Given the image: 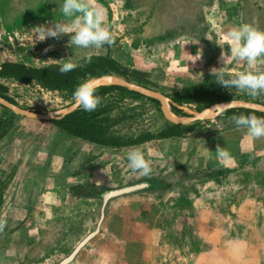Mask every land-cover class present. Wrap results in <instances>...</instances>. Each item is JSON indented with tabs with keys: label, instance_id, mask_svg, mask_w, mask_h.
<instances>
[{
	"label": "rangeland",
	"instance_id": "obj_1",
	"mask_svg": "<svg viewBox=\"0 0 264 264\" xmlns=\"http://www.w3.org/2000/svg\"><path fill=\"white\" fill-rule=\"evenodd\" d=\"M62 2L0 0V64L84 65L88 53L92 60L108 55L125 67V79L168 95L214 79L210 70L223 66L222 52L230 54L225 37L231 28L247 22L264 30V0H97L114 35L111 46L74 49L68 36L37 42L33 27L64 19ZM246 70L236 60L225 66L230 74ZM15 84L6 94L31 111H60L74 102L61 91ZM132 91L111 89L104 96L115 120L112 135L130 138L174 124L158 101ZM221 91L226 100L264 103V95ZM174 105L182 114L170 110L180 118L208 107ZM0 118L10 127L0 139V264H60L96 230L102 199L75 196L70 186L97 195L148 178L171 187L109 199L99 232L64 264H264V138L250 137L229 118L210 112L182 136L117 148L69 136L50 121L48 141L30 126L23 136L28 117L1 106ZM217 145L227 159L218 157ZM132 150L151 162L150 177L129 168Z\"/></svg>",
	"mask_w": 264,
	"mask_h": 264
},
{
	"label": "clouds",
	"instance_id": "obj_2",
	"mask_svg": "<svg viewBox=\"0 0 264 264\" xmlns=\"http://www.w3.org/2000/svg\"><path fill=\"white\" fill-rule=\"evenodd\" d=\"M64 19L33 27V36L37 42L49 38L61 39L68 36L67 46L81 49H100L114 43V35L106 23L105 9L97 0H63L59 4ZM226 41L230 45V54L221 53L222 67H213L210 74L215 83L229 90L236 89L246 93L252 99L264 95V30L254 23L241 22L226 33ZM210 40V39H209ZM199 43V42H198ZM47 51V49H46ZM86 63H91V53L82 57ZM200 59V57L198 58ZM245 62L247 70L236 74L225 71V66L231 61ZM77 64L67 60L59 66L61 74L75 70ZM75 105L87 112L95 111L101 104L102 98L96 94L93 80H85L74 91ZM230 104L217 105L213 111L223 115L229 110ZM229 119L237 128L247 129V134L254 139L264 138V116L255 114L232 115ZM218 157L227 159L229 153L217 145ZM129 168L142 176L152 174L151 162L145 159L139 150L128 153ZM5 223L0 221V231Z\"/></svg>",
	"mask_w": 264,
	"mask_h": 264
},
{
	"label": "trees",
	"instance_id": "obj_3",
	"mask_svg": "<svg viewBox=\"0 0 264 264\" xmlns=\"http://www.w3.org/2000/svg\"><path fill=\"white\" fill-rule=\"evenodd\" d=\"M65 37L63 38L65 39ZM60 65L61 64L47 65L44 67L35 68L27 66L23 63L3 62L0 64V76L13 77L17 81L23 83H30L32 79H34L50 90L66 91L71 97H73L74 91L80 85L81 80L86 79L87 77L99 76L102 73H112L127 78L125 67L108 55L96 56L91 61V63L77 65L75 70L65 74L60 73ZM124 88L125 87L116 84L98 85L96 87V94L102 98V102L95 111L87 112L77 107L74 111L64 115L59 119H51L48 121H50L56 128L68 134L69 136L79 138L100 146L116 148L138 145L153 139H166L174 136H182L192 126L191 124L184 126L180 124H170L161 128L156 133L147 131L130 138L112 135L110 131L115 124V120L113 117L107 114L109 107L104 103V96L111 89L122 90ZM222 88L223 86L215 83L214 79L204 83L184 85L167 95L170 99L169 107L174 113L180 115L182 114L181 109L176 107L174 103L184 104L190 102H199L204 106H209L211 104L224 101L228 98L222 93ZM7 90V87L0 83V96L10 102L17 104L14 100L8 97L6 94ZM132 92L139 95L138 92ZM151 100L157 102V100L153 98H151ZM0 106L4 110L9 111L8 108L2 105ZM239 114H255L257 116H264L263 112L239 107L229 108L228 111L220 116L229 118L232 115ZM9 128V125H6L5 120L0 118V139L8 132ZM133 185H140V188L130 193L141 190H164L171 187L170 182L156 178L143 179L139 181V183ZM3 186L4 183L0 181V204L2 201ZM90 190H93V188L86 189V187L81 185L70 186V192L73 195L81 197H100L102 202L107 193L116 189L104 190L97 193V195L94 194V191ZM113 197L116 196H112L109 199ZM109 199H107V201H109Z\"/></svg>",
	"mask_w": 264,
	"mask_h": 264
},
{
	"label": "water",
	"instance_id": "obj_4",
	"mask_svg": "<svg viewBox=\"0 0 264 264\" xmlns=\"http://www.w3.org/2000/svg\"><path fill=\"white\" fill-rule=\"evenodd\" d=\"M103 79H109L110 84H116L119 86L129 88L135 92H138L142 95H145L147 97H150V98L157 100L160 104L161 110H162L163 114L165 115V117L169 121L173 122L174 124H185L186 125L189 123H193L195 121L202 119L206 115V112H208V111L214 112L212 109H214L217 105L230 104L232 101H233V104L230 106V108L239 107V108L254 109V110H257V111L264 113V103L257 102V101H251V100H244V99H230V100H225V101H221V102L211 104L210 106L203 108L202 110H200L199 112H197L194 115L184 116L181 118L177 117L179 119H175V118L171 117L172 112L169 108V101H170L169 97L167 95L161 93L160 91L150 89L148 87H145L144 85H140V84H137L135 82L129 81V80L125 79L124 77H121V76H118L115 74H103V75H99V76L91 78V80H93L94 83L99 82ZM95 86H97V85H95ZM0 105L10 109L12 112H14L16 114H19V115H22V116H25L28 118H32V119L47 120V121L51 120V119H59V118L63 117L64 115L74 111L77 108V106L73 102L68 107H66L60 111H49L46 113H42V112H36V111H31L29 109H25V108L13 103V102L8 101L7 99L3 98L2 96H0ZM139 188H140V185H132V186L119 188V189H116V190H113V191L107 193V195L103 198V205H102L101 213H100V221L98 223L96 230L94 232H92L91 234H89L87 237H85L77 245V247L74 249V251L67 258H65L60 264H64V263L69 262L73 258L75 253L80 249V247H82L91 237H93L94 235H96L99 232L100 222L104 216V206L107 202V199H109L112 196H118V195L130 193V192L135 191Z\"/></svg>",
	"mask_w": 264,
	"mask_h": 264
},
{
	"label": "crops",
	"instance_id": "obj_5",
	"mask_svg": "<svg viewBox=\"0 0 264 264\" xmlns=\"http://www.w3.org/2000/svg\"><path fill=\"white\" fill-rule=\"evenodd\" d=\"M4 62H16V63H23V64H25V65H27V66H31V67H35V68H40V67H44V66H34V65H31V64H27V63H24V62H18V61H4ZM3 63V62H2ZM47 66V65H46ZM0 83L2 84V85H4V86H6L7 88H11V86L12 85H14L15 83L17 84V86H20V89H23L24 87H26V86H30V87H32V86H35V87H39L40 89H46V90H48V91H59L60 92V90H50V89H48L47 87H45V86H43L42 84H40V83H38L36 80H34V79H32V81L30 82V83H23V82H20V81H17L15 78H13V77H8V76H0ZM15 84V85H16ZM10 90V89H9ZM61 92H63L64 94H66L68 97H71V96H69L68 94H67V92L66 91H61ZM21 106H23V105H21ZM24 107V106H23ZM28 120V121H27ZM26 121H25V124L26 125H24L23 127H21V130H22V132H21V134H23V136H24V133H23V128H28V126H30V128H31V130L32 129H35V130H37V132H38V136L39 137H42L43 139H46L47 141H48V138L49 137H51V135L50 134H53L54 133V131H52V129H51V133L50 132H48V131H46L45 129H47V128H50L52 125L51 124H49V123H46V122H48V121H40V120H34V119H27ZM43 128V129H42ZM52 128L54 129V126H52ZM35 130L34 131H31L32 132V134H36V132H35ZM28 132V131H27ZM62 132V131H61ZM34 135L33 136H31V137H34Z\"/></svg>",
	"mask_w": 264,
	"mask_h": 264
},
{
	"label": "bare ground",
	"instance_id": "obj_6",
	"mask_svg": "<svg viewBox=\"0 0 264 264\" xmlns=\"http://www.w3.org/2000/svg\"><path fill=\"white\" fill-rule=\"evenodd\" d=\"M107 81H109V79H103V80H101V81H99V82H96L95 85L103 84L104 82H107ZM210 112H211V111H208V112H206V114H208V113H210ZM171 117H173V118H175V119H179V118L175 117L173 114H171Z\"/></svg>",
	"mask_w": 264,
	"mask_h": 264
}]
</instances>
